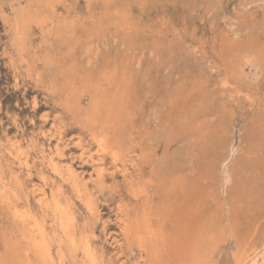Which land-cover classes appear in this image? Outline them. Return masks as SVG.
Listing matches in <instances>:
<instances>
[{"label":"rangeland","instance_id":"374dc122","mask_svg":"<svg viewBox=\"0 0 264 264\" xmlns=\"http://www.w3.org/2000/svg\"><path fill=\"white\" fill-rule=\"evenodd\" d=\"M26 263L264 264V0H0V264Z\"/></svg>","mask_w":264,"mask_h":264},{"label":"bare ground","instance_id":"6f19581e","mask_svg":"<svg viewBox=\"0 0 264 264\" xmlns=\"http://www.w3.org/2000/svg\"><path fill=\"white\" fill-rule=\"evenodd\" d=\"M92 42H93V41H92ZM91 121H92V120H91ZM93 123H94V122H93ZM92 127H93V126H92ZM198 131H199V130H198ZM101 140H102V139H101ZM252 183H253V182H252ZM259 190H260V189H259ZM244 207H245V206H244ZM64 225H65V224H64ZM66 225H67V223H66ZM46 251H47V250H46ZM146 253H147V252H146ZM44 254H45V253H44ZM88 254H89V253H88ZM37 258H38V257H37ZM39 258H40V256H39ZM45 258H47V257H46V254H45ZM40 260H41V259H40ZM42 261H44V260H42ZM42 261H41V262H42ZM92 261H93V260H92ZM26 264H27V263H26Z\"/></svg>","mask_w":264,"mask_h":264}]
</instances>
